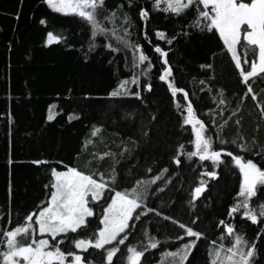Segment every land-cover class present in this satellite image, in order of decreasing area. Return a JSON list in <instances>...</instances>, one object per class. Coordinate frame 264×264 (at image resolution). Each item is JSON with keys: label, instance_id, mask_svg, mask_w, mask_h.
<instances>
[{"label": "trees", "instance_id": "trees-1", "mask_svg": "<svg viewBox=\"0 0 264 264\" xmlns=\"http://www.w3.org/2000/svg\"><path fill=\"white\" fill-rule=\"evenodd\" d=\"M115 2L126 3V0ZM141 6L150 10L148 21H141L137 16ZM126 10L134 21L127 39L130 43H139L153 64L147 75L140 76L138 89L136 85H129V91L141 92V99L108 95L121 80L139 74V68H132V48L119 45L120 50L112 52L105 45L111 42L117 46V42L101 36L95 40V49L90 50L89 27L78 17L55 13L44 0H0V227L9 226V217L13 226L21 223L24 215L47 198L48 190L44 186L50 183L51 169L73 166L85 139L96 126L102 129L101 138H93L96 143L89 145L87 151L110 149L119 153L126 145L130 154L118 156L120 163L116 165L125 176L131 170L135 178L147 179L161 169H168L149 189L150 193L156 188L163 191L150 195L148 206L203 231L208 239L198 241V247L193 250L194 264H209L208 244L218 241L221 229L215 225L219 220L233 223L236 231L249 241L264 229V222L252 224L239 214L227 217L239 190L238 170L225 164L216 169L219 173L216 179L201 177L203 171L212 170L210 162H200L197 157L189 160L183 155L193 150L192 136L190 126L183 125V111L176 105L186 106L191 102L197 115L211 126L213 119L218 122L221 119L217 114L220 109L212 97L218 89H223L228 109L239 107L240 112L230 118L225 113L228 123L221 138L231 141L239 131L248 140L256 136L258 144L264 145V123L259 119L251 94L241 100L245 86L240 83L231 57L218 36L186 27L192 12L177 18L151 11V0H135V6ZM41 19L46 23L40 24ZM156 30L165 32L166 38L175 36L176 39L169 45L166 39L155 36ZM182 30L192 34L184 36ZM48 32L62 39L47 44ZM156 45L168 53L172 78L188 93L187 101L183 93L173 98L167 84L159 80L162 61L153 51ZM207 63L213 65L212 70L200 67ZM145 84H151V91L144 89ZM254 91L264 101V81H256ZM210 109L212 116L208 115ZM49 115L53 119L48 120ZM237 119H240L239 128L234 123ZM216 147H224L234 154L238 152L230 143L219 145L217 142ZM178 150L181 155L176 156ZM174 156L180 159L179 165L172 162ZM223 158L230 161V157ZM247 158L264 166V159ZM110 163L106 161L105 167ZM149 166L153 169L150 173L146 171ZM201 179L207 181L206 191L193 201V190ZM96 211L99 215L100 210ZM141 219L143 223L135 222L137 227L131 231L126 244L137 247L146 244L143 232L147 230L163 246L150 250L151 254L145 253L150 264H157L162 251H172L179 245L175 237L182 230L155 213ZM193 219L195 225L191 224ZM223 242L228 245L230 238L225 237ZM259 243L264 245V240ZM121 249L126 253L125 246ZM114 259L116 264H124L120 253Z\"/></svg>", "mask_w": 264, "mask_h": 264}, {"label": "snow or ice", "instance_id": "snow-or-ice-1", "mask_svg": "<svg viewBox=\"0 0 264 264\" xmlns=\"http://www.w3.org/2000/svg\"><path fill=\"white\" fill-rule=\"evenodd\" d=\"M44 3L53 12L78 17L89 27L90 50L95 49V40L101 36L117 42V46L111 42L105 45L112 52L119 51V45L132 48V68H139V74L121 80L108 95H131L141 99V92L136 89L129 91V85H136L138 89L141 85L140 76L147 75L153 64L139 43H130L127 39L131 35L134 21L126 8L134 7L135 0H126V3H117L115 0H44ZM151 11H160L177 18L186 17L192 12L193 17L186 27L218 36L231 57L240 83L245 86L246 92L241 100L251 94L259 110V119L264 123V101L254 91L255 82L264 81V0H151ZM137 16L141 21H148L150 10L141 6ZM39 23L43 25L46 21L41 19ZM181 34L190 36L192 33L182 30ZM155 36L166 39L169 45L176 39L175 36L166 38L165 32L160 30H156ZM61 39V36L48 32L46 43ZM153 51L159 54L162 61L159 80L167 84V90L173 98L183 93L187 101L188 93L177 86L172 78L173 69L167 59L168 53L159 45ZM141 65L145 67L140 68ZM200 67L212 70L213 65L207 63ZM143 87L146 91L152 88L151 84ZM212 99L220 109L217 114L221 119L219 122L213 119L211 126L197 115L191 102L186 106L176 105L178 110L183 111V125L190 126L192 136L190 143L193 150L183 155L189 160L197 157L200 162H210L212 170L203 171L201 177L216 179L219 175L216 169L225 164L238 170L239 190L235 194L234 203L228 208L227 217L234 218L239 214L241 219L252 224L264 222V166L247 158L256 156L264 159V145L258 144L256 136L248 140L239 131L231 141L221 138L223 128L228 123L225 113L230 118L239 113L240 108L228 109L223 89H218ZM212 114L210 109L208 115ZM51 119L53 117L49 115L48 120ZM234 123L239 128L240 119ZM259 127L257 124V131ZM101 133L100 127L93 126L73 166L64 165V170L55 167L51 169L50 183L44 186L48 190L47 198L24 215L21 223L13 226L9 217V226L0 227V264H116L114 258L118 253L124 258V264H150L145 253L163 247L158 239L145 230L143 237L147 240L146 244L140 247L126 244L131 231L137 227L135 222L143 223L141 218H146L148 213L163 216L164 220H170L182 230V234L175 237L179 245L174 246L172 251H162L157 264H194L193 250L198 247V241L208 239L206 234L148 206V197L163 191L162 188H156L150 193L149 189L168 169H161L158 174L147 179L135 178L131 170L125 176L116 165L120 163L118 156L130 154L126 145L121 147L119 153L110 149L103 152L87 151L89 145L94 146L96 143L93 138L100 139ZM217 142L219 145L230 143L238 152L234 154L224 147L217 148ZM180 149H183V145ZM179 155L180 150L176 156ZM176 156L172 162L179 165L181 161ZM223 157H230V161ZM106 161L111 162L107 167ZM146 171L150 173L153 169L149 166ZM206 187L207 181L201 179L193 190L192 200L195 201L205 192ZM8 193L10 198L11 187ZM97 208L100 210L99 215ZM191 224L195 225L196 220L193 219ZM215 227L221 229V234L218 237L219 243L212 240L208 244L209 264H264V245L259 243L264 240V229L249 241L244 234L236 231L233 223L226 220H219ZM225 237L230 238L228 245L223 242ZM122 245L126 247V253L121 249Z\"/></svg>", "mask_w": 264, "mask_h": 264}]
</instances>
